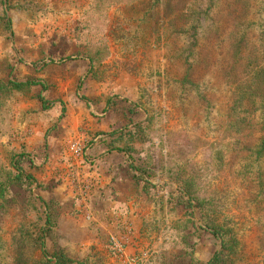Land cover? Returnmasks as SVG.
Returning a JSON list of instances; mask_svg holds the SVG:
<instances>
[{"label": "rangeland", "instance_id": "374dc122", "mask_svg": "<svg viewBox=\"0 0 264 264\" xmlns=\"http://www.w3.org/2000/svg\"><path fill=\"white\" fill-rule=\"evenodd\" d=\"M1 2L0 264H206L220 250V264H264L260 137L227 149L205 104L218 90L207 98L200 72L177 82L167 12ZM218 3L220 49L242 36L237 73L262 65L264 0ZM181 180L203 209L183 208Z\"/></svg>", "mask_w": 264, "mask_h": 264}, {"label": "trees", "instance_id": "16d2710c", "mask_svg": "<svg viewBox=\"0 0 264 264\" xmlns=\"http://www.w3.org/2000/svg\"><path fill=\"white\" fill-rule=\"evenodd\" d=\"M150 1L151 8L169 14L166 32L172 38V59L180 60L184 66L183 73L177 77L181 79L177 82L183 84L189 83L190 79L197 80L195 75L200 72V85L205 96L208 98L218 90L215 103L213 100H206L205 104H218L222 135L227 136L222 141L227 149L236 148V152H247L249 135L256 132L260 137V149L256 154L264 152V63L250 70L246 67L237 73L240 67L238 45L242 42V36L232 38L231 41L226 37L223 46L226 43L228 45L224 51L223 46L222 50L220 49L223 35L216 14L222 10L226 11L225 7L216 6L219 4L218 0ZM200 4L205 5L202 7ZM1 5L0 0V23L4 26L7 23ZM210 76L216 79L213 89L208 84ZM177 82L174 80V83ZM113 150L123 151L118 148ZM133 171L136 172V169ZM182 187L181 200L178 201L183 208L192 212L193 209H203L204 201L192 191V183L182 181ZM210 226L212 232L218 230L212 221ZM221 261L222 250L215 251L206 264H220ZM55 264L63 263L58 257Z\"/></svg>", "mask_w": 264, "mask_h": 264}]
</instances>
